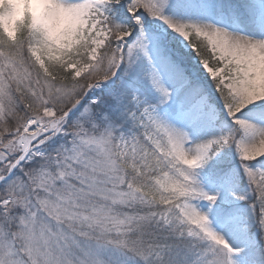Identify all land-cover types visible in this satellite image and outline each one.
<instances>
[{"label":"snow or ice","instance_id":"6c2138e0","mask_svg":"<svg viewBox=\"0 0 264 264\" xmlns=\"http://www.w3.org/2000/svg\"><path fill=\"white\" fill-rule=\"evenodd\" d=\"M0 264H264V0H0Z\"/></svg>","mask_w":264,"mask_h":264}]
</instances>
